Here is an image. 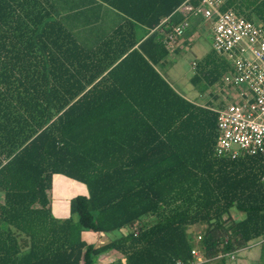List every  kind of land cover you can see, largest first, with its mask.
I'll list each match as a JSON object with an SVG mask.
<instances>
[{
    "label": "trees",
    "instance_id": "1",
    "mask_svg": "<svg viewBox=\"0 0 264 264\" xmlns=\"http://www.w3.org/2000/svg\"><path fill=\"white\" fill-rule=\"evenodd\" d=\"M183 1L106 0L123 21L84 28L86 41L56 0H0V264H95L110 250L121 257L105 264H226L255 246L264 264V154H214L210 106L229 61L213 48L194 61L204 104L158 68L177 47L160 30L182 21ZM244 3L222 7L264 27V0ZM54 173L86 187L66 217L51 211ZM85 231L118 233L93 243Z\"/></svg>",
    "mask_w": 264,
    "mask_h": 264
},
{
    "label": "built area",
    "instance_id": "2",
    "mask_svg": "<svg viewBox=\"0 0 264 264\" xmlns=\"http://www.w3.org/2000/svg\"><path fill=\"white\" fill-rule=\"evenodd\" d=\"M223 3L183 1L177 7L182 21L170 30H160L162 40L169 49L177 46L191 16L210 22L212 48L231 66L215 88L219 97L210 106L216 112L214 154L231 158L264 154V27L233 8H223ZM132 228L137 231V226ZM191 252L197 262L204 260L196 246Z\"/></svg>",
    "mask_w": 264,
    "mask_h": 264
},
{
    "label": "rangeland",
    "instance_id": "3",
    "mask_svg": "<svg viewBox=\"0 0 264 264\" xmlns=\"http://www.w3.org/2000/svg\"><path fill=\"white\" fill-rule=\"evenodd\" d=\"M195 23L197 26L193 30L192 36L189 38L187 44L182 45L180 51L171 52L168 54L164 64L160 65L158 68L167 78V80L172 84V86L185 97L195 100L198 103L204 104L206 101L210 100L213 93L205 92L200 94L199 91L194 87V85L189 81L188 75L193 70V61L200 59L206 52L212 49L211 45V29L210 22L203 21V19L197 18ZM217 96V94H215ZM219 96H217L218 98ZM72 186L69 191L66 192L65 197L69 198L71 195L76 193H83L85 191V185L76 181H71ZM232 216L236 218L242 217V212L236 210L235 208L231 209ZM203 226L195 224L190 226V232L199 234ZM118 231H113L108 234H103L106 238L101 239L103 242L106 241L108 236H113L117 234ZM96 233L85 231L83 233L84 238L93 243H99L96 240ZM99 239V240H100ZM97 241V242H96ZM256 249H243L239 255L233 258V255H230L226 264H253L255 259L254 251ZM121 257V254L115 250H110L101 254L95 264H105L109 261L116 260Z\"/></svg>",
    "mask_w": 264,
    "mask_h": 264
},
{
    "label": "crops",
    "instance_id": "4",
    "mask_svg": "<svg viewBox=\"0 0 264 264\" xmlns=\"http://www.w3.org/2000/svg\"><path fill=\"white\" fill-rule=\"evenodd\" d=\"M248 1L249 0H234V5L238 10L242 11V13H248L251 10V7L241 5L242 2L244 3ZM56 5L57 10L59 11V16L64 19L66 24H69L74 28H79L80 30H78V32L80 37L91 38H86V41H92L96 34L94 32H90L89 29L84 30V28H90L91 26L95 27L97 32H101L102 29L109 30L111 27L117 26L123 21V14L109 5L106 0H56ZM191 36L192 35L183 37L179 41L177 47L171 52L177 53L180 51L182 45L187 44ZM192 73L193 70L188 77H190ZM71 181L75 180L59 173H54L52 175V187L49 191V196L51 201V211L53 215L57 217H66L69 215V199L73 195L66 198L65 194L72 186ZM86 192L85 187V191L83 193ZM95 237L99 243L102 242L100 238H106L105 236L99 234Z\"/></svg>",
    "mask_w": 264,
    "mask_h": 264
}]
</instances>
